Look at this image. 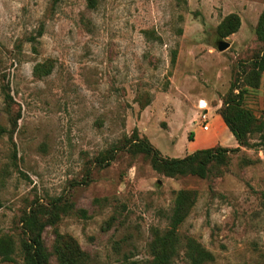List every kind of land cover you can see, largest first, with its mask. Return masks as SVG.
<instances>
[{
  "label": "rangeland",
  "instance_id": "rangeland-1",
  "mask_svg": "<svg viewBox=\"0 0 264 264\" xmlns=\"http://www.w3.org/2000/svg\"><path fill=\"white\" fill-rule=\"evenodd\" d=\"M93 1L0 0V124L20 111L12 139L0 138V239L13 258L0 264H23L22 211L57 197L65 211L41 234L48 264H59L57 233L86 253L82 264H143L181 189L195 199L176 231L212 253L203 264H264V75L245 81L264 48V0ZM230 13L240 25L220 36ZM234 81L263 126L252 147L219 113ZM135 139L162 157L238 149L205 177H171ZM171 264L191 263L179 250Z\"/></svg>",
  "mask_w": 264,
  "mask_h": 264
},
{
  "label": "trees",
  "instance_id": "trees-1",
  "mask_svg": "<svg viewBox=\"0 0 264 264\" xmlns=\"http://www.w3.org/2000/svg\"><path fill=\"white\" fill-rule=\"evenodd\" d=\"M89 5H93V0H88ZM240 25L239 16L235 13L228 14L218 25L217 30L220 36H227L235 32ZM256 33L260 40L264 41V9L262 10ZM250 71L246 76V83L252 87H257L259 78L264 75V48L257 52L250 60ZM237 89V92H235ZM5 100L11 99L10 94L4 91ZM243 98V88L237 82H232L226 93L219 113L234 136L239 145L252 147L254 144L249 141V135L254 131H261L263 126L257 123L251 112L241 106ZM20 111L10 118V128L0 124V138L7 134L12 139V133L17 125ZM192 140V134L188 135ZM131 142L136 149L150 156L152 167L164 175L176 176L193 174L205 177L213 164H224L227 160V152L238 148H227L221 145L195 149L183 157H162L147 140L135 139ZM264 195V194H263ZM195 194L189 190H178L174 198V205L169 216L168 226L165 229L155 228L152 231L151 240L148 243L151 259L143 264H171L173 257L183 250L185 258L191 264H203L211 261L213 255L193 238L181 239L176 231L182 223L184 217L193 204ZM49 207L41 203L36 207L24 209L19 217L22 223L21 230L26 238L21 241V253L23 264H48L49 255L41 239L43 229L47 225L57 222L60 214L65 210L60 204V198L50 201ZM44 209V210H42ZM82 213H85L82 210ZM28 233V235L26 234ZM54 251L59 260V264H82L85 261L86 253L81 251L76 242L68 236L56 234ZM12 243L8 237L0 239V256L5 261L12 260Z\"/></svg>",
  "mask_w": 264,
  "mask_h": 264
},
{
  "label": "water",
  "instance_id": "water-1",
  "mask_svg": "<svg viewBox=\"0 0 264 264\" xmlns=\"http://www.w3.org/2000/svg\"><path fill=\"white\" fill-rule=\"evenodd\" d=\"M228 46H229V43H228V41H226V40L218 39V40L216 41V47H217V49L220 50V51L226 49Z\"/></svg>",
  "mask_w": 264,
  "mask_h": 264
},
{
  "label": "built area",
  "instance_id": "built-area-1",
  "mask_svg": "<svg viewBox=\"0 0 264 264\" xmlns=\"http://www.w3.org/2000/svg\"><path fill=\"white\" fill-rule=\"evenodd\" d=\"M202 128H203L204 130H206V129L208 128V124H207V123L204 124V125L202 126Z\"/></svg>",
  "mask_w": 264,
  "mask_h": 264
}]
</instances>
